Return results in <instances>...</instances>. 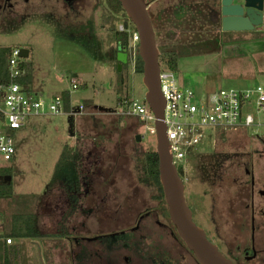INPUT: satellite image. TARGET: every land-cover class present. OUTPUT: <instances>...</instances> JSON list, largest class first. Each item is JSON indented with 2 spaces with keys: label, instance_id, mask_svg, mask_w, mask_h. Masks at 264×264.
<instances>
[{
  "label": "rangeland",
  "instance_id": "rangeland-1",
  "mask_svg": "<svg viewBox=\"0 0 264 264\" xmlns=\"http://www.w3.org/2000/svg\"><path fill=\"white\" fill-rule=\"evenodd\" d=\"M145 1L158 51L177 53L175 72L184 87L200 93L264 85V22L222 31L220 0ZM104 6L105 0H0V46L27 48L33 90L46 101L63 96L64 107L67 97L70 102L63 113L31 117L17 129L13 159L0 167L11 171L12 195L42 194L36 211L43 233L68 231L74 222L75 236L92 240L90 260L81 243L79 257L66 263L59 256L57 263L126 264V255L128 264H198L139 181L137 162L155 149L156 136L137 117L119 112L123 99L144 101L146 87L136 61L118 60L114 33L101 24ZM123 19L118 14L115 25ZM79 104L81 112L68 113ZM256 117L261 125L216 135L194 152L198 159L194 154L182 168L177 163L192 219L209 237L220 232L231 242L237 190L248 173H264V113ZM64 145L80 148L75 203L61 181L49 185ZM10 197L0 196V226ZM51 256L41 251L42 262L35 263L55 264Z\"/></svg>",
  "mask_w": 264,
  "mask_h": 264
},
{
  "label": "built area",
  "instance_id": "built-area-1",
  "mask_svg": "<svg viewBox=\"0 0 264 264\" xmlns=\"http://www.w3.org/2000/svg\"><path fill=\"white\" fill-rule=\"evenodd\" d=\"M262 22H264V0L262 2ZM120 31L130 33L127 48V59L136 61L138 54L139 34L131 30L125 23L117 24ZM264 33V31H263ZM22 47H10L7 54L9 81L0 83V166L10 162L16 151L14 134L17 129L25 126L31 117L45 114H61L64 110L61 95L51 96L48 101L42 93L35 92L29 83L17 79L24 76L29 56L20 55ZM160 91L164 99L163 122L166 126V137L171 159L177 168H182L188 156L205 146L217 132L226 133L234 130H244L259 126L262 123L256 115L264 113V85L257 84L252 88L237 90L219 88L208 92L197 93L194 89L184 87L175 71L159 70ZM73 89L77 84H71ZM69 108L68 113L75 115L81 112ZM121 115L137 117L151 133H155V117L144 101L123 99L120 101ZM11 243V238L5 239Z\"/></svg>",
  "mask_w": 264,
  "mask_h": 264
},
{
  "label": "water",
  "instance_id": "water-1",
  "mask_svg": "<svg viewBox=\"0 0 264 264\" xmlns=\"http://www.w3.org/2000/svg\"><path fill=\"white\" fill-rule=\"evenodd\" d=\"M119 2L139 34L138 55L142 60V80L146 87L145 102L155 117V150L158 155L159 179L170 221L199 264H233L207 238L202 227L193 221L191 211L185 201L183 181L171 159L166 126L163 122L164 99L159 84V51L151 18L147 11L148 2L145 0H119ZM262 2L263 0H220L221 30L254 29L262 23ZM121 54L125 58L118 55V60L126 62V54ZM20 55L26 57L28 49L21 48ZM139 138L140 136L136 135V139ZM10 179V175L4 176V180L9 181Z\"/></svg>",
  "mask_w": 264,
  "mask_h": 264
},
{
  "label": "trees",
  "instance_id": "trees-1",
  "mask_svg": "<svg viewBox=\"0 0 264 264\" xmlns=\"http://www.w3.org/2000/svg\"><path fill=\"white\" fill-rule=\"evenodd\" d=\"M106 6L103 8V17L101 24L114 33V47L118 52L126 54L130 33L120 31L115 25L118 14L124 16L123 22L131 30H136L134 24L127 17L125 10L122 8L119 0H105ZM148 2V1H147ZM148 11V8H147ZM149 13V12H148ZM150 15V13H149ZM151 20L152 17L150 16ZM153 25V24H152ZM156 39V28L153 25ZM158 47V46H157ZM9 51L8 46H0V83L9 81L8 67H7V54ZM178 55L172 50L159 51L158 61L161 69L176 70ZM21 66L27 67L28 65L22 63ZM135 69L137 72H142V60L137 54ZM22 83H30V72L17 79ZM63 97V96H62ZM69 99L65 100V107L68 108ZM223 132H217L216 135L222 136ZM195 154V155H194ZM200 153H191L188 160L195 156L198 159ZM194 155V156H193ZM188 162V161H187ZM81 155L79 146L64 145L54 165L49 185L55 182H62L61 186L65 191L70 192L71 199L74 201L78 198L73 192L78 191L81 179ZM139 173V181L144 183L153 192V199L156 200L157 212H160L167 220L168 226L171 228L174 236L179 242L183 243L182 239L177 234L174 224L170 221L168 208L165 202L164 192L159 179L158 171V155L155 149L146 150L137 162ZM11 175V171L6 167H0V196H11L7 202V209L3 215L2 231L0 232V264H22L21 249L18 243L6 244L5 239L12 238H37L41 234L39 232L37 222V204L41 202V195L37 193H20L12 195L11 181L3 183L1 177ZM181 177V175H179ZM182 178V177H181ZM185 245V244H184ZM191 251V250H190ZM192 253V251H191Z\"/></svg>",
  "mask_w": 264,
  "mask_h": 264
},
{
  "label": "flooded vegetation",
  "instance_id": "flooded-vegetation-1",
  "mask_svg": "<svg viewBox=\"0 0 264 264\" xmlns=\"http://www.w3.org/2000/svg\"><path fill=\"white\" fill-rule=\"evenodd\" d=\"M232 43L234 42H230ZM247 176H250L249 181L242 183L236 193V203H240V206L233 216L231 242H227L223 233L218 232L217 237L210 233L209 237L204 232L233 264H264V173L257 178L252 173ZM169 229L174 236L170 227ZM121 260L126 264L129 262L126 255Z\"/></svg>",
  "mask_w": 264,
  "mask_h": 264
},
{
  "label": "crops",
  "instance_id": "crops-1",
  "mask_svg": "<svg viewBox=\"0 0 264 264\" xmlns=\"http://www.w3.org/2000/svg\"><path fill=\"white\" fill-rule=\"evenodd\" d=\"M232 42H234V41H232ZM228 44H230V42ZM234 46L230 45L229 48H234ZM119 56L121 58H125V56L122 55L120 52H119ZM31 88H32V86H31ZM38 93L43 94V92H38ZM65 109H68V108H65ZM45 115H47V114H45ZM32 193H35V192H32ZM49 200L47 201V203L50 202ZM41 223H42L41 221L37 222V226H38L39 232L41 234L40 237H37V238H28V237L14 238L15 243H18L20 245L22 264H36L35 263L36 258L40 259V261L42 262L41 251H42V253H43V251H46L48 255L50 253L52 255L51 258L55 262V264H60V262L57 263L56 261L60 260V257L63 255H64L63 261H65L66 263L72 259L74 261L82 253V246H81L82 244L87 246V248L84 249V252H85L84 258H86L87 260H90L91 250L89 249V246L92 245V240H90L88 238L80 239L81 237L75 236L76 233H78V232H74V230H73V227L75 225L74 222H71L70 228L68 231H62V232L53 233V234L52 233H49V234L43 233L40 229V226H39V225H41ZM2 228L3 227L1 225L0 226V232L2 231ZM53 241H55V242H53ZM49 243H51V244H49ZM45 246H46V248H45ZM93 253H94V250L92 251L91 255H93ZM61 260H62V257H61ZM25 261H26V263H25Z\"/></svg>",
  "mask_w": 264,
  "mask_h": 264
}]
</instances>
